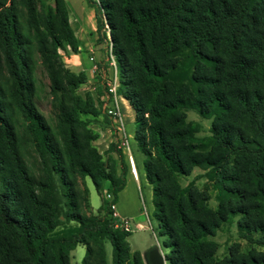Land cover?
Instances as JSON below:
<instances>
[{"label":"trees","instance_id":"trees-1","mask_svg":"<svg viewBox=\"0 0 264 264\" xmlns=\"http://www.w3.org/2000/svg\"><path fill=\"white\" fill-rule=\"evenodd\" d=\"M83 1L134 115L165 264H264V0ZM66 48L78 51L64 0H0V264H71L77 245L81 264H106V242L112 264H144L105 200L116 203L126 166L117 173L114 143L104 155L92 145L111 96L100 78V108L77 93L87 78L64 65ZM188 112L209 120L208 135ZM195 169L202 188L181 185ZM232 222L246 248L218 255Z\"/></svg>","mask_w":264,"mask_h":264},{"label":"rangeland","instance_id":"rangeland-1","mask_svg":"<svg viewBox=\"0 0 264 264\" xmlns=\"http://www.w3.org/2000/svg\"><path fill=\"white\" fill-rule=\"evenodd\" d=\"M67 2L69 7L71 8L73 7L74 13L76 12L79 13L78 12V9L80 8L79 4H81L84 10L86 8L87 10L86 12L92 11V9L89 8L83 0H67ZM70 21H71V25L76 24V22L78 21V18L74 17L72 12L70 16ZM86 21L87 24H91L95 27V22L93 17L90 18V16L89 17L86 16ZM94 36L93 33H91V31H88V33L87 32L85 33L84 38H80L81 43H79L80 51H77V53H79L78 56L74 57L73 56L74 53H71L68 48H66L65 51H61L60 55L64 65L69 70L71 69L72 64L77 62L79 63L85 62L86 63L85 67L87 70H89V72L92 66V74L95 75L93 77L94 81H92L93 80L92 78H88L86 84L78 88L77 93L79 95H83L85 92H89L96 104V108H98V106L100 108L101 106L98 103L99 99L96 95V91L94 90V88L96 87L99 78L105 84L108 65L105 60V54L103 48L95 44L96 33ZM90 58H92L93 61H91ZM96 62L97 63L100 62L104 64L101 67V71H103V73L100 74L98 72L93 73L94 72L93 67L95 64H97ZM96 74H98V76H96ZM88 80H90V82ZM43 81L46 84L45 80ZM37 106L46 116L49 115L50 108L47 98L44 97L41 100L37 101ZM103 109L100 108L101 115L96 120L98 124H100V122L103 123L105 120L106 115ZM187 119L189 121H193L199 124L200 127L199 134L201 136L208 135L209 125H210L209 120L201 118L194 112H188ZM96 126L97 124L93 122L90 124L89 127L94 128ZM125 130L127 135L129 136L130 151L134 160V166L136 165L138 167L139 161H142L144 159V156L137 150L136 144L132 138L134 131V124H130V125L125 124ZM114 148L115 151L110 156L115 159V165H117L119 171V160H122L123 163L127 166L129 164L126 161V155L121 154L117 150L116 146ZM105 151L102 153V155H104ZM103 157L105 158V156ZM140 163H141L140 165L142 166V162ZM136 171H138V169H136ZM201 174H202L201 171L195 169L190 177L181 178L179 180L180 184L184 186L189 181L195 179V184L199 188H202V185L205 182L202 178H197ZM137 177L139 179L138 172H137ZM125 184H126V180H125ZM86 186L88 188V201L90 208L92 212H96V210L100 206V197L95 192L94 187L92 186L91 182L88 179H86ZM210 195L211 196L209 202L210 205L214 207L215 202L213 198V193L211 191H210ZM151 197H152L151 186L145 181V179L143 180L142 177H140L139 183L137 185L129 181L125 186L124 190L122 191V193H120L119 197H117L116 199L117 211L123 213L122 215H125L130 221L131 231L127 240L129 248L132 252H137L141 256L143 252L146 249H148L150 246L155 245L160 249V245L164 240V237L161 236L159 233L158 223L153 217V205L151 202ZM214 240L220 246L218 255L223 254L225 252L226 246H228L232 242H238L241 245L242 249L246 248L245 242L236 237V229H235V224L233 222L223 226L218 231L217 236L215 237ZM105 253H106V264H112V248L109 242L105 243ZM83 255H84V247L81 245H77L74 248V250H72L70 253V263L81 264Z\"/></svg>","mask_w":264,"mask_h":264},{"label":"crops","instance_id":"crops-1","mask_svg":"<svg viewBox=\"0 0 264 264\" xmlns=\"http://www.w3.org/2000/svg\"><path fill=\"white\" fill-rule=\"evenodd\" d=\"M64 1H65L66 9H67L69 25H70V27L74 33V36L78 42V51H80V45H79V43H81L80 38H84L85 33L86 32L88 33V31H91V33H93V36L95 35V27L91 24H87V21H86V16H88V17L90 16V18H91V17H93V13H92V11L86 12L87 11L86 8L84 10V8L81 6V4H79L80 5V8L78 9L79 13H77L76 11H75L76 13H74L73 7L71 8L68 6L67 0H64ZM71 12L73 13L74 17L78 18V21L74 25H71V21H70ZM94 39H95V36H94ZM78 55H79V53H76L73 56L76 57ZM85 65H86L85 62L73 63L70 70L75 72V73L83 72L87 79L88 78L93 79V77L95 75L92 74V66H91L90 72H89V70L86 69ZM88 81L90 82V80H88ZM92 81H94V79ZM119 97H120L119 105H120V109H121V112H122L123 117H124L125 124H127V125L133 124L134 115H133L132 109L130 108L128 102L122 96H119ZM95 124H97V126L94 128L91 127V129L98 135V137H97V139H95L92 142V145L95 147V149L100 154H102L107 149V146L109 144L113 143V141H114L113 128H112L111 123H110L108 118H107L106 122H103V123L100 122V124H98V123H95ZM140 162H142V161H139L138 167L135 165V170H134L135 177H134L133 172L130 171L129 166L125 165L126 170H127L126 176H125V178H126L125 179L126 180L125 186L127 185V183L129 181H131L132 183H135L137 185L139 183L140 177H142V179L144 180V174H143L142 166L140 165L141 164ZM136 169H138V171H136ZM116 170H117V173H119L117 165H116ZM137 172H138L139 179L137 177ZM122 191L117 194V197H119V194L122 193ZM117 197H116V199H117ZM116 210H117V203H116ZM117 213L120 217L127 218L125 215H122L123 213H121L119 211H117Z\"/></svg>","mask_w":264,"mask_h":264},{"label":"built area","instance_id":"built-area-1","mask_svg":"<svg viewBox=\"0 0 264 264\" xmlns=\"http://www.w3.org/2000/svg\"><path fill=\"white\" fill-rule=\"evenodd\" d=\"M93 61L92 58H90ZM107 74L105 81V88L107 93L111 96V102L104 105V112L106 117L109 119L111 126L113 128L114 141L117 150L121 154L126 155V161L129 164V169L133 172L135 177V166L134 160L130 151L129 136L125 130L124 117L120 109V95L117 94L118 80L116 74L115 63L112 55L109 53L107 57ZM94 73L96 72V66L93 67ZM105 200L110 205L111 218L115 220V227L121 228L126 232L131 231L130 221L127 218H122L118 215L116 210V203H114V197L110 193L105 194Z\"/></svg>","mask_w":264,"mask_h":264},{"label":"water","instance_id":"water-1","mask_svg":"<svg viewBox=\"0 0 264 264\" xmlns=\"http://www.w3.org/2000/svg\"><path fill=\"white\" fill-rule=\"evenodd\" d=\"M142 259L144 264H165L161 250L155 245L143 252Z\"/></svg>","mask_w":264,"mask_h":264}]
</instances>
